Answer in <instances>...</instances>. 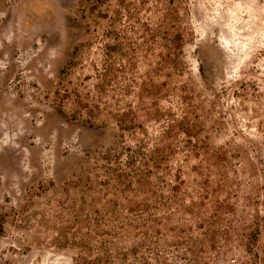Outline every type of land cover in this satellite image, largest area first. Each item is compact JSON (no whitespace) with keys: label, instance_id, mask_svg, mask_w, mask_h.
Wrapping results in <instances>:
<instances>
[{"label":"rangeland","instance_id":"374dc122","mask_svg":"<svg viewBox=\"0 0 264 264\" xmlns=\"http://www.w3.org/2000/svg\"><path fill=\"white\" fill-rule=\"evenodd\" d=\"M155 148L148 264H264V0H0V264L96 258L84 217L147 216L113 173Z\"/></svg>","mask_w":264,"mask_h":264},{"label":"trees","instance_id":"16d2710c","mask_svg":"<svg viewBox=\"0 0 264 264\" xmlns=\"http://www.w3.org/2000/svg\"><path fill=\"white\" fill-rule=\"evenodd\" d=\"M136 155L128 154L129 161L127 167L130 171L129 173H124L120 166L113 173L115 175L113 177L117 179L122 190H118L112 202L114 205L118 204L121 198L129 206L144 207L147 216L136 213L125 216L115 211L109 213L94 211L95 218L85 216L83 226L87 229V232L81 238L82 248L87 253H91L94 250L99 253L93 260H84L87 264H136V261L140 262V264H148L146 254L156 260L160 258V252L157 251H161L163 239L160 237V233L156 227L161 224L162 218L157 219L155 216L148 214L147 208L149 206L131 199L127 195V192L130 191L134 182L145 183L146 187H148L147 191H150L155 197L157 196L161 199V196L156 194L157 185H153L147 180L150 178L149 175L146 177L147 179L144 178V175L146 173L152 174L155 171L158 172V170L164 171L166 175L168 168H166L164 162L167 161L169 154L163 149L155 148L149 154L137 152ZM117 165H119V160L117 161ZM141 168L145 170L141 171ZM157 179L159 182L162 180L161 173L157 175ZM160 204L161 202H157L155 205ZM152 234L158 236L153 238ZM125 240H137V242L126 250L117 249V256L114 257L110 252V248L114 247L117 242ZM129 255L133 257L132 260L127 259ZM113 259L118 260L119 263L113 262Z\"/></svg>","mask_w":264,"mask_h":264}]
</instances>
